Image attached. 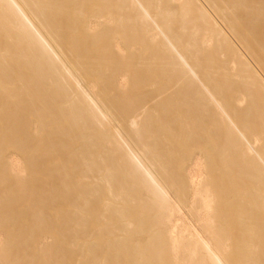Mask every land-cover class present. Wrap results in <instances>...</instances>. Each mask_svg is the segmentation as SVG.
I'll return each instance as SVG.
<instances>
[{"label": "bare ground", "instance_id": "1", "mask_svg": "<svg viewBox=\"0 0 264 264\" xmlns=\"http://www.w3.org/2000/svg\"><path fill=\"white\" fill-rule=\"evenodd\" d=\"M0 264H264V0H0Z\"/></svg>", "mask_w": 264, "mask_h": 264}, {"label": "rangeland", "instance_id": "2", "mask_svg": "<svg viewBox=\"0 0 264 264\" xmlns=\"http://www.w3.org/2000/svg\"><path fill=\"white\" fill-rule=\"evenodd\" d=\"M0 231L6 235V232H7V231H6L5 229H4V230L1 229Z\"/></svg>", "mask_w": 264, "mask_h": 264}]
</instances>
